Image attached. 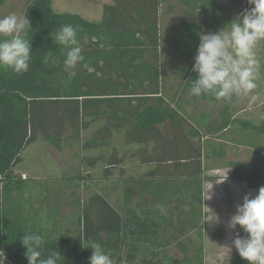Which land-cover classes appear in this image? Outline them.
<instances>
[{"label":"trees","instance_id":"16d2710c","mask_svg":"<svg viewBox=\"0 0 264 264\" xmlns=\"http://www.w3.org/2000/svg\"><path fill=\"white\" fill-rule=\"evenodd\" d=\"M165 1L112 0L105 4L100 22L57 13L53 0H26L22 6L19 14H25L32 27L26 37L32 43L29 71L15 74L0 68V253L4 260L28 264L20 237L37 232L44 237L42 257L56 250L64 264H89L92 246L102 247L114 264H206L204 242L197 243L192 235L202 237L207 216L204 183L212 178H205V160H222L225 151L215 148L216 143L206 145L205 138H224L230 129L240 138L248 136L256 148L246 165L228 163L231 178L252 189L264 185V143L256 138L264 135V106L261 123L255 124L235 117L232 100L196 98L189 92L197 78L192 67L199 34L223 28L248 3L177 0L190 19L170 28L166 36L161 23ZM3 4L5 0H0ZM65 24L77 29L88 67L82 63L64 71L67 50L53 43L52 34ZM258 53L264 58V46ZM168 62L180 74L178 87L172 84L170 90ZM201 103L217 105V117L204 112L198 118L194 112ZM246 130L254 134L246 135ZM116 137L123 139L122 149ZM40 140L60 152L68 145L95 152L83 157V164L90 170L104 166L101 180L115 185L119 197L113 203L106 187L86 201L65 200L70 191L91 180L89 173L73 177L65 172L61 178L49 179L19 175L16 169L25 151ZM128 158L140 160L145 171L134 167L128 174L123 166ZM218 230L217 236L224 237V229ZM237 233L245 235L239 227ZM173 246L181 257L170 253ZM228 264L248 262L235 250Z\"/></svg>","mask_w":264,"mask_h":264},{"label":"clouds","instance_id":"9594fccd","mask_svg":"<svg viewBox=\"0 0 264 264\" xmlns=\"http://www.w3.org/2000/svg\"><path fill=\"white\" fill-rule=\"evenodd\" d=\"M248 5L223 28L199 34L192 67L197 78L191 81L189 89L192 96H210L218 102H230L233 97H248L250 103L256 101L254 90L257 88L260 69L257 53L264 46V0H248ZM31 28L25 14L13 12L0 17V68L10 69L15 74L29 71L32 43L26 37ZM52 39L54 44L67 50L63 60L65 72H71L82 63L88 67L77 40L76 28L70 24L62 25L52 34ZM48 59L55 64L54 56ZM206 221L215 225L219 218L214 214ZM237 227L245 235L241 237L237 233L232 246L225 248L230 252L234 247L248 264H264V186L258 189L255 196L246 195L242 204L236 206L228 228L235 230ZM20 242L26 248L28 264H64L61 253L56 250L42 257L40 250L44 237L41 234L25 232ZM91 248L93 254L89 264H114L110 254L102 247Z\"/></svg>","mask_w":264,"mask_h":264},{"label":"rangeland","instance_id":"374dc122","mask_svg":"<svg viewBox=\"0 0 264 264\" xmlns=\"http://www.w3.org/2000/svg\"><path fill=\"white\" fill-rule=\"evenodd\" d=\"M243 1L245 4L248 3V0ZM111 2L112 0H53V8L57 13L78 14L88 21L100 22L103 19L105 4H111ZM167 2L177 5V0H167ZM25 3L26 0H5V5L0 6V17L13 12L19 14ZM166 8L163 6V27L166 30L170 26H178L183 20L190 19L189 12L185 11L182 7L173 14L166 11ZM257 56L260 60V69L259 79L256 81L257 88L254 90V95L257 97L256 101L250 103L248 97H233L232 105L237 119L260 124L262 120V106H264V58L259 53H257ZM169 64L172 63L169 62ZM176 78L177 75L169 74L167 76L168 85L174 84L178 87L179 82ZM204 112L210 114L212 117H217L218 106L201 103L199 111L194 112V114L200 118ZM247 134H254V131L246 130ZM256 138L258 143H264V135H257ZM249 141L248 136L240 138V135L236 131L234 133L232 129H230L224 138H221V135H210L205 138L206 145L209 142L216 143L215 148H223L225 151V157L222 160H205V165L208 167L205 178L212 179L205 180L204 183V209L207 213L204 222L209 216H214V214L219 218V222L213 225L206 221L203 224L202 237L199 234L192 235L197 243L204 242L206 264H228L230 262L235 248L232 247V250L228 252L225 246H232L237 229L231 230L228 228L230 217L235 214L236 206L242 204L243 198L246 195L255 196L258 193L259 188L252 189L244 182L234 181L231 178V170L228 167L230 161L241 162L244 165L251 161L256 148L251 146ZM115 142L120 149L123 148L124 143L122 138L116 137ZM74 147L68 145L63 152H60L49 142L40 140L25 151L23 155L24 160L17 167L16 172L25 178L33 179L61 178L65 172L73 177L78 173H82L85 176L89 173L91 180L82 183L79 190L75 192L70 191L69 195H66L65 200L72 201L76 197H81L86 201L93 193L103 192L107 187L111 193V201L114 203L119 197L120 190H117L113 184L107 186L101 180L104 166L99 165L94 170H90L82 162L83 157L96 155V153H88ZM127 157L129 156L127 155ZM123 166L128 174L134 172L132 171L134 167H138L140 172L146 169V167L141 165L140 160H130L129 158L125 160ZM118 175L119 172H115V176ZM225 179L227 180L224 181ZM215 182L223 183L218 184ZM220 228L224 229V237H219L216 234ZM170 253L177 258L181 257L179 250L175 246L170 248ZM0 264H5V262H0Z\"/></svg>","mask_w":264,"mask_h":264},{"label":"crops","instance_id":"0c3cea01","mask_svg":"<svg viewBox=\"0 0 264 264\" xmlns=\"http://www.w3.org/2000/svg\"><path fill=\"white\" fill-rule=\"evenodd\" d=\"M112 3V2H111ZM170 5H172V4H170V3H168L167 2V0H166V2H165V7H167V8H169L170 9V11H168V12H170V13H175L176 11H178L179 9H180V7L178 6V5H176V4H174V5H172V7H170ZM167 8H166V11H167ZM169 15V14H168ZM161 23H162V30H163V32L165 33V35L167 36L168 35V32H169V30H170V28H172V27H174V26H170L167 30L166 29H164V27H163V11H162V21H161ZM165 30V31H164ZM166 67H167V69H168V75L169 74H172V75H176L175 74V69H171L170 68V64H169V62L167 63V65H166ZM180 64L178 63V65H176V69H177V71L180 73ZM180 74H178L177 76H179ZM170 85H168L167 84V88H168V90H170ZM25 178V177H24ZM0 257H1V259H0V262H5V264H11L10 262H8V261H6V260H4L3 258H2V255H1V253H0Z\"/></svg>","mask_w":264,"mask_h":264}]
</instances>
